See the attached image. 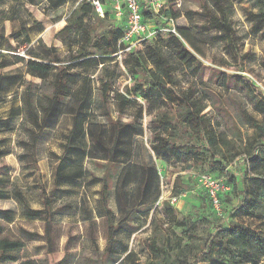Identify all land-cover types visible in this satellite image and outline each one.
Here are the masks:
<instances>
[{"label":"rangeland","instance_id":"1","mask_svg":"<svg viewBox=\"0 0 264 264\" xmlns=\"http://www.w3.org/2000/svg\"><path fill=\"white\" fill-rule=\"evenodd\" d=\"M204 1L210 3V0H175L173 3L178 16L175 18L176 27L184 30L187 40L199 50L198 58L206 65L204 72L196 76L176 58L174 52L167 49L174 70L173 87L184 90L195 86L198 91L211 96L206 109L208 116L218 130L225 131L229 139L240 144L235 132H240L245 139L252 137L255 129L244 125L239 119L240 108L246 106L247 96L246 90L235 77L251 78L258 87L257 92L264 94V32L253 30L252 22L244 11L257 12L259 8L255 0L236 3L234 6L231 18L240 38L237 46L239 56L235 60L230 57L219 32L200 28L207 19L202 12ZM75 8L86 11L85 22L94 25L97 32L117 26L114 14L104 17L85 0H67L59 6L50 5L48 0H36V4H31L29 0H4L0 4V17L4 11H9L11 15L18 13L16 18L4 22L6 37L0 40V63L8 64L0 69V147L11 152L6 159L10 165L11 181L7 186L0 187V225L3 234L22 240L27 255L38 264H96L104 257L107 221L100 200L104 173L100 163L94 161L96 157L105 156L101 151L102 144L93 145L91 138L83 141L82 146L94 150L84 162V175L58 188L54 186L59 158L64 154L70 136L77 134L73 132L75 119L70 112L77 105L76 98L82 95L85 85L90 86L93 93L90 120L95 134L103 136V133L99 134L100 130L110 125L103 112L104 106L108 107L113 118L123 123H141L144 135L136 139L133 161L152 164L160 173L161 197L152 204L133 207L131 203L124 208L121 202L111 197L114 223L119 225L126 222L115 236L113 252L119 258L116 264H131L124 259L130 251L138 261L152 257L145 241L150 233L152 217L161 216L163 201H169L181 216L192 215L195 219L207 216L226 227L232 220H241L264 233V218L240 217L237 213L241 196L235 192L230 178L238 180L248 172V162L244 161L243 155H238L228 165L227 177L214 176L217 170L206 165L187 169V164L157 158L151 150V126L147 110L141 121L135 118L140 106H150L148 102L132 96L133 102L125 107L120 117L119 94H127L133 82L125 66L129 51L121 52L106 70L94 64L84 66L70 58L71 48L74 51L77 46L71 47V38L66 37L64 42L57 33ZM165 20L166 16L159 20L147 19L152 34L150 39L157 37L159 29L170 27ZM145 40L132 50L144 49ZM187 46L191 49L189 44ZM37 54H42L48 60H53L55 56L62 58L70 67L69 83L72 85L71 96L65 100L57 121L54 124L50 121L46 125L42 121L41 127L35 125L34 113L27 104L31 99L32 108L41 119L42 106L48 104L45 92L51 91L48 82L42 84L40 79L27 71L26 60ZM221 72L231 77L228 87L216 83ZM109 78L112 79V87L108 95L104 96L103 84ZM50 80H54V75ZM155 104L158 105V102L152 103V107ZM248 109L259 120L262 118L251 106ZM201 175H210L214 179L224 177L223 187L219 190L220 209L213 206L208 189L199 180ZM177 177L180 178L178 182L182 193L174 201L171 189ZM46 196L51 198L54 212L52 244L46 237L44 218L30 217L26 210L27 206L45 208ZM210 228L201 225L198 232ZM156 262L162 264L160 258Z\"/></svg>","mask_w":264,"mask_h":264},{"label":"trees","instance_id":"2","mask_svg":"<svg viewBox=\"0 0 264 264\" xmlns=\"http://www.w3.org/2000/svg\"><path fill=\"white\" fill-rule=\"evenodd\" d=\"M4 0H0V4ZM43 1V0H42ZM67 0H48L50 5L59 6ZM175 0H167V6L160 13L154 14L144 11V22L148 18L168 19L177 18L174 12ZM247 0H210L204 1L202 12L207 17L200 25L204 31L216 30L220 38L227 45L231 58L238 59L239 36L233 27L232 12L236 3ZM259 10L253 12L244 10L247 18L252 22L255 32H264V0H255ZM36 4V0H29ZM14 14V13H12ZM18 13L1 12L0 40L6 37L4 22L17 17ZM111 13L107 11L105 16ZM166 14V15H165ZM168 15V17H167ZM104 16V17H105ZM86 11L75 8L66 19V24L57 35L65 42L71 38L70 58L84 66L94 64L104 70L108 68L125 51L122 42L125 28L117 22V26H110L104 32L95 31L92 24L85 22ZM176 27V25H175ZM177 33L170 32L169 27L159 29L157 37L146 39L144 49L130 50L126 54L125 66L132 76V85L127 94H119V115L124 114L125 107L133 102L132 96L140 98L150 104L148 108L140 106L136 113V121H141L144 111L150 118L151 142L150 147L157 158L187 164V169L206 165L217 170L216 177H227L228 165L238 155L244 156L248 162V172L240 179L230 178L233 188L240 196L237 213L240 217L264 218V94L258 93V87L251 78L237 76L238 82L246 90L247 103L240 108L239 119L246 126L255 129L250 138H243L240 132H235L240 144L228 138L223 130H218L208 116L206 109L210 105L211 96L198 91L195 86L184 90H177L174 85L173 64L167 55V49L175 53L176 58L185 64L196 76L201 75L206 65L198 58L199 50L192 45L183 34L184 30L176 27ZM187 44L191 46L188 48ZM126 53V52H125ZM1 55V54H0ZM28 73L40 79L42 84L48 82L51 91L45 92L48 104L42 106L43 117L40 119L33 110L32 101L27 104L34 113L35 125L41 127L45 121L53 124L57 121L65 100L72 93L69 83V65L58 56L48 60L42 54H37L26 60ZM8 64L0 63V69ZM54 75V80L50 77ZM231 77L219 73L216 83L221 87H228ZM104 96L112 87V79L104 82ZM77 105L72 108L75 119L73 134L70 136L65 151L59 158L54 186L58 188L65 182H74L84 175V162L94 153L92 148L82 146V142L91 138L93 145L102 144L103 157H96L94 161L100 163L103 170L101 178V205L107 221V238L104 257L96 264H116L119 260L113 252L116 233L121 224L113 221L114 212L110 208L111 197L121 202L123 207L133 203V207L152 204L161 197V179L158 169L147 163H135L136 139L144 135L141 123L121 122L115 119L104 106L103 112L110 125L100 130L98 136L92 128L90 120L93 104V93L90 86L83 87V93L76 98ZM158 105L152 107V103ZM261 114L259 120L248 109ZM96 140L98 142H96ZM137 143V142H136ZM10 150L0 147V187L10 184V165L7 157ZM99 165V164H98ZM104 168V169H103ZM224 178V177H223ZM177 177L171 189V196L178 197L182 193ZM135 188H132L134 187ZM185 190H188L187 188ZM45 208L33 209L26 207L30 217L40 216L45 220L46 237L53 243L52 223L53 210L49 196H46ZM6 211L4 212V214ZM131 215V213H129ZM6 217V216H4ZM201 225L211 227L210 230L198 232ZM142 226V225H141ZM0 225V264L12 262L15 264H38L27 255L22 240L5 235ZM145 245L152 257L145 261L135 259L132 251L128 252L125 260L131 264H264V233L253 228L241 220H232L226 227L207 216L195 219L192 215H180L179 211L169 201L162 202L161 216L154 215L150 221V233Z\"/></svg>","mask_w":264,"mask_h":264},{"label":"built area","instance_id":"3","mask_svg":"<svg viewBox=\"0 0 264 264\" xmlns=\"http://www.w3.org/2000/svg\"><path fill=\"white\" fill-rule=\"evenodd\" d=\"M90 3L102 16L107 11L114 14L116 20L125 28L122 42L126 45L125 50L130 51L138 43L151 38L150 28L144 22V11L154 14L160 13L167 6V0H85ZM169 31L177 33L175 22L168 19ZM124 51V50H123ZM123 51H120L123 52ZM199 180L208 189L213 206L220 209L219 190L223 187V178L214 179L210 175H201ZM220 182L222 184H220ZM176 197L174 198V201Z\"/></svg>","mask_w":264,"mask_h":264}]
</instances>
